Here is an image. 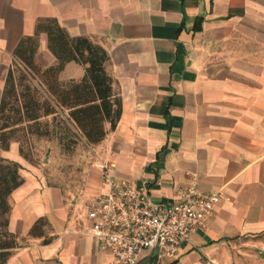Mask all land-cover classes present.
I'll use <instances>...</instances> for the list:
<instances>
[{
	"label": "crops",
	"instance_id": "crops-1",
	"mask_svg": "<svg viewBox=\"0 0 264 264\" xmlns=\"http://www.w3.org/2000/svg\"><path fill=\"white\" fill-rule=\"evenodd\" d=\"M50 17L105 48L122 111L102 140L81 139L91 159L75 189L49 183L17 140L0 149L23 177L9 195L18 244L4 264H114L84 223L104 161L129 184L147 180L154 201L191 175L222 195L177 258L139 264H264V0H0V98L16 45ZM36 59L55 62L44 32ZM83 73L69 61L59 79Z\"/></svg>",
	"mask_w": 264,
	"mask_h": 264
},
{
	"label": "trees",
	"instance_id": "trees-1",
	"mask_svg": "<svg viewBox=\"0 0 264 264\" xmlns=\"http://www.w3.org/2000/svg\"><path fill=\"white\" fill-rule=\"evenodd\" d=\"M47 35V47L55 56V62L44 65L37 61L39 35ZM14 56L26 71L36 78L40 91L28 83L25 77L16 81L10 67L0 98V149H8L12 140L19 142V152L27 158L24 142L29 136L56 137L64 150L76 144L75 135L88 144L99 142L108 128L113 129L121 115L122 100L114 89V79L106 69L109 55L105 48L86 36L71 37L54 17L39 19L33 35L20 39ZM69 61L84 65L79 79L62 83L59 73ZM22 84V86H21ZM18 85L21 90L18 91ZM13 109V113H8ZM51 116L55 128L50 130L42 118ZM20 134L14 136V131ZM27 141V142H26ZM20 163L0 154V264H4L11 249L18 244L16 236L8 230L10 211L9 195L23 182L19 173ZM43 218H39L29 233H42Z\"/></svg>",
	"mask_w": 264,
	"mask_h": 264
},
{
	"label": "built area",
	"instance_id": "built-area-1",
	"mask_svg": "<svg viewBox=\"0 0 264 264\" xmlns=\"http://www.w3.org/2000/svg\"><path fill=\"white\" fill-rule=\"evenodd\" d=\"M100 187L86 203L84 223L102 249L113 255L114 264H139L151 257L172 260L182 243L198 228L222 196L197 187L194 175L168 201H154L149 183L139 186L115 177L110 162L99 164Z\"/></svg>",
	"mask_w": 264,
	"mask_h": 264
},
{
	"label": "rangeland",
	"instance_id": "rangeland-1",
	"mask_svg": "<svg viewBox=\"0 0 264 264\" xmlns=\"http://www.w3.org/2000/svg\"><path fill=\"white\" fill-rule=\"evenodd\" d=\"M12 71L16 81L22 79V84L28 83L32 87L37 88L42 94V89L35 77L26 71L25 67L19 62L12 63ZM21 84V86H22ZM18 91L21 90L20 85L17 86ZM8 113H13V109H9ZM48 125L49 129L55 128V122L51 116L42 118V122ZM14 136L20 134V130L14 131ZM76 144L72 149L64 150L58 144L56 137H36L29 136L28 142H24V151L27 152V160L40 168L49 183L62 184L75 189L82 180V174L86 164L91 159L90 151L82 143L79 136L75 135Z\"/></svg>",
	"mask_w": 264,
	"mask_h": 264
}]
</instances>
